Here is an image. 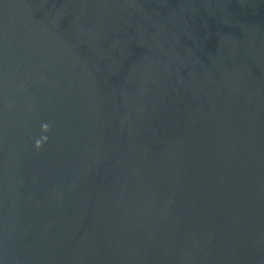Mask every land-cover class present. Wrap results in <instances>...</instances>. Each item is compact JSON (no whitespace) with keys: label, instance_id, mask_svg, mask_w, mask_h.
I'll return each instance as SVG.
<instances>
[{"label":"water","instance_id":"1","mask_svg":"<svg viewBox=\"0 0 264 264\" xmlns=\"http://www.w3.org/2000/svg\"><path fill=\"white\" fill-rule=\"evenodd\" d=\"M0 264H264V0H0Z\"/></svg>","mask_w":264,"mask_h":264},{"label":"clouds","instance_id":"2","mask_svg":"<svg viewBox=\"0 0 264 264\" xmlns=\"http://www.w3.org/2000/svg\"><path fill=\"white\" fill-rule=\"evenodd\" d=\"M44 127H45V129H46V128H47V125H45ZM45 139H46V138H45ZM39 143H40V142L38 141V142H37V146H39Z\"/></svg>","mask_w":264,"mask_h":264}]
</instances>
